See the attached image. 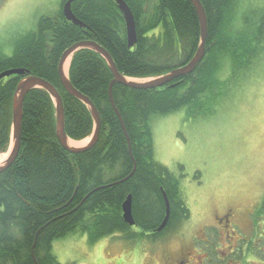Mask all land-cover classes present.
Masks as SVG:
<instances>
[{"label": "trees", "instance_id": "obj_1", "mask_svg": "<svg viewBox=\"0 0 264 264\" xmlns=\"http://www.w3.org/2000/svg\"><path fill=\"white\" fill-rule=\"evenodd\" d=\"M123 1L135 21L136 44L131 48L112 0L71 4L72 14L85 28L67 21L60 8L55 15L40 17L30 34L15 41L10 56L0 47V74L27 70L57 90L64 132L72 141L90 137L94 125L85 105L67 94L59 81V59L71 45L94 41L110 55L119 74L142 80L185 66L198 49L199 21L189 0H153L147 19L145 0ZM199 1L207 28L203 60L191 74L162 88L135 90L114 84L112 100L119 117L109 100L113 78L104 59L87 49L71 56L69 81L100 116L99 140L90 150L79 154L64 150L56 138L49 95L38 88L28 92L18 155L0 174V264H60L52 254L53 242L74 234L86 235L91 242L115 237L134 247L154 243L188 219L179 180L154 161L150 120L181 109L188 120H210L235 99L247 77L262 71L264 60V8L239 15L233 6L238 0ZM23 78L0 80V155L9 149L12 97ZM162 192L169 218L156 233L165 216ZM129 195L132 227L123 221L121 210ZM256 210L255 218L264 214V197Z\"/></svg>", "mask_w": 264, "mask_h": 264}, {"label": "rangeland", "instance_id": "obj_2", "mask_svg": "<svg viewBox=\"0 0 264 264\" xmlns=\"http://www.w3.org/2000/svg\"><path fill=\"white\" fill-rule=\"evenodd\" d=\"M61 3L62 0H0V45L3 44L0 47L4 54H12L14 42L26 33L30 34L40 17L52 16L60 8L62 10ZM145 3L143 19H147L154 6L153 0H145ZM233 6L234 14L241 15L258 8L261 12L264 0H238ZM263 66L264 60L262 71L259 69L256 77H247L242 90L236 93L227 108L219 109L206 122L188 120L184 109L150 120L154 161L179 180L180 193L189 210L188 219L182 220L174 231L156 242H141L135 247L115 237L91 242L86 235H69L53 242L52 254L57 261L60 264H161L164 253L174 255L180 249L190 250L189 257L193 258L192 238L201 237L203 230L209 228L206 226L216 229L214 218H223L232 211L238 234L253 240V244H245L244 252H250L245 260L248 264H264V242L258 245L262 250L254 247H257L254 240L258 236L264 238V214L254 217L257 205L264 197ZM224 71L228 77L227 70ZM156 78L129 81L146 83ZM89 140L77 143L82 148ZM8 155L9 149L6 155L0 156V164ZM223 234L212 230L204 236H217L220 240L216 256L211 255L212 245L207 248V244H200L199 248L207 251V257L213 261L215 257L224 259L223 252L228 244ZM236 234L233 233L232 246H237L235 239L240 235ZM231 260L230 264L239 263Z\"/></svg>", "mask_w": 264, "mask_h": 264}, {"label": "water", "instance_id": "obj_3", "mask_svg": "<svg viewBox=\"0 0 264 264\" xmlns=\"http://www.w3.org/2000/svg\"><path fill=\"white\" fill-rule=\"evenodd\" d=\"M75 0H66V2L62 6V14L64 18L71 22L73 25L78 26L80 28H85V26L75 18V16L71 12V4ZM115 2L117 9L121 13L125 28H126V39H127V45L129 48L133 47L136 44V29H135V21L133 18V15L126 5V3L123 0H112ZM191 4L193 5L198 21H199V28H200V39H199V45L198 49L191 59V61L186 64L185 66L176 68L171 70L170 72L166 73L165 75L158 77L154 80H151L146 83H135L132 81H129L127 77H124L123 75L119 74L117 71L113 60L111 59L110 55L96 42L94 41H80L77 43H74L71 45L68 49H66L63 54L61 55L57 67L58 77L60 84L63 88V90L78 100L79 102L83 103L87 110L89 111L91 118L93 120V133L90 136V140L88 144L82 148H73L69 145V141H71L64 132V108L63 103L61 100V97L57 90L51 86L49 83L45 82L44 80H41L35 76L30 75V72L23 69H15V70H8L0 74V80L4 78H8L12 75L15 76H24V78L17 84L14 95L12 97V108H11V140L9 145V155L8 158L0 164V174L6 171L12 163L15 161L19 148H20V136H21V121H22V107H23V101L25 96L28 94L29 91L32 89H42L44 90L52 100L54 104L55 109V134L56 138L61 145V147L66 150L70 154H79L85 151L90 150L93 148L98 140H99V132L101 127L100 122V116L97 112L94 105L91 103V101L77 92L71 85L68 73H64V66L67 62V60L77 51L87 49L91 50L98 55H100L104 61L106 62L108 69L112 75V81L109 85L108 89V96L110 103L112 107L114 108L115 113L119 117V114L117 113L112 100V86L114 84H119L122 86H125L129 89H135V90H153L157 88H162L167 86L168 84H171L173 81L185 77L189 74H191L195 67L203 60L204 54H205V41H206V35H207V28H206V17L204 10L200 4L199 0H189ZM122 128L124 130V127L122 125ZM125 133V130H124ZM126 135V133H125ZM130 148V145H128ZM130 150V149H129ZM162 197L164 200L165 205V216L160 224V226L156 229V233H160L166 226L168 218H169V203L166 195L162 192ZM122 210V218L125 224L132 227L134 226V220L132 217V211H131V196L129 195L125 201L122 204L121 207Z\"/></svg>", "mask_w": 264, "mask_h": 264}, {"label": "flooded vegetation", "instance_id": "obj_4", "mask_svg": "<svg viewBox=\"0 0 264 264\" xmlns=\"http://www.w3.org/2000/svg\"><path fill=\"white\" fill-rule=\"evenodd\" d=\"M223 218H214L213 223L216 226L215 228H212V226H206L209 227L207 230H203V234L200 237H196V238H192V241L190 243V245L194 248V257H189L190 253L188 254V252H190V250H184V249H180L177 251L176 254L171 255L168 252L164 253L163 256L160 258V263L161 264H230L232 263L231 259H235L236 261L239 262V259H243V262L246 264V262L248 263V261H246L245 259H248V257L250 255H245L248 254L245 251V244H247L249 241L252 240H248L247 238L241 236L240 234H238L236 227H235V223L233 220L235 219V214L230 211L229 213L227 212L225 215H223ZM217 221V222H216ZM217 224H222V227H218ZM237 225V224H236ZM215 231L217 233L219 232H223L225 235V242L228 244L227 248L224 249L223 252V257L224 259H220L219 257H215L214 261L212 259H209L208 253L207 251H205L200 247V244H207L208 246H205L207 248H209V246L212 245V254L216 256V253L218 251V245L220 244V240L218 241V237L216 236H209L210 240L208 237H204L206 236L209 231ZM233 233H237L236 235H240L239 238L236 237L235 242H237V246H232L234 240H233ZM196 239V241H195ZM257 243V247L255 246L256 250L260 251L262 250L261 247H259V243H263L264 239L263 237L258 236V239L255 240ZM253 242V241H252ZM218 244V245H217ZM248 245V244H247ZM193 251V249H192ZM241 252L243 254H241ZM201 254V255H200ZM235 254L237 256V254H239V257H235ZM148 256H151V254L149 253ZM203 258V259H202ZM231 258V259H230ZM236 262V263H238ZM243 262H239L238 264H243ZM250 262V261H249ZM251 263V262H250ZM263 263V262H262ZM260 264V262H259Z\"/></svg>", "mask_w": 264, "mask_h": 264}, {"label": "bare ground", "instance_id": "obj_5", "mask_svg": "<svg viewBox=\"0 0 264 264\" xmlns=\"http://www.w3.org/2000/svg\"><path fill=\"white\" fill-rule=\"evenodd\" d=\"M69 61H70V58L67 60L65 66H64V73H65V74L68 73ZM88 138H89V137H88ZM88 138H87V139H88ZM69 145H70L71 147H73V148H78V147H79L78 143L75 142V141H72V140L69 141ZM79 148H80V147H79ZM5 155H6V154H5ZM0 156H1V155H0Z\"/></svg>", "mask_w": 264, "mask_h": 264}]
</instances>
